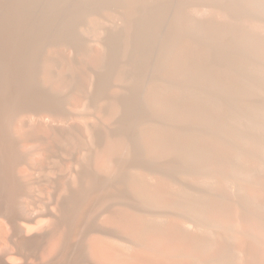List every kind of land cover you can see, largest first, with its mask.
<instances>
[{"label":"bare ground","instance_id":"1","mask_svg":"<svg viewBox=\"0 0 264 264\" xmlns=\"http://www.w3.org/2000/svg\"><path fill=\"white\" fill-rule=\"evenodd\" d=\"M253 74L264 0H0V264H264V135L182 91L260 117Z\"/></svg>","mask_w":264,"mask_h":264},{"label":"rangeland","instance_id":"2","mask_svg":"<svg viewBox=\"0 0 264 264\" xmlns=\"http://www.w3.org/2000/svg\"><path fill=\"white\" fill-rule=\"evenodd\" d=\"M243 2V0H241ZM244 61V60H243ZM255 71H261L256 69ZM248 75V70L242 66L233 73L227 74L226 79L234 81L236 79H244ZM257 83V90L255 98L260 102L264 99V80L254 75ZM150 77V72L145 71L142 82H134L130 84L124 95L123 101L125 103V111L121 121V127L128 136H133L134 130L138 126V121L148 113V106L146 105L145 89L147 90L146 82ZM239 77V78H238ZM183 92L189 94V98L183 99L185 105L186 115L188 119L195 123V126L200 127L197 121L204 117L214 118L217 122L219 119H225L228 126L233 124L239 131L244 134L256 132L258 135H264V114L260 117H255L250 114H242V109L230 95V90L225 88L224 92L211 90L206 92L204 87L198 86L192 90L184 89ZM212 104L214 108L210 106ZM206 108H212L214 111H209L204 114ZM229 122V123H228ZM264 140V137L261 138ZM27 170V169H26Z\"/></svg>","mask_w":264,"mask_h":264}]
</instances>
